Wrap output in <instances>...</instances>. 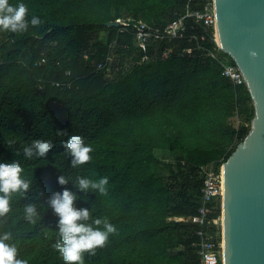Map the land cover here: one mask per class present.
Returning a JSON list of instances; mask_svg holds the SVG:
<instances>
[{
	"label": "trees",
	"instance_id": "1",
	"mask_svg": "<svg viewBox=\"0 0 264 264\" xmlns=\"http://www.w3.org/2000/svg\"><path fill=\"white\" fill-rule=\"evenodd\" d=\"M210 1L9 0L27 5V19L42 21L23 33L0 31V161L18 160L31 182L0 218L18 258L64 264L52 247L57 218L47 207L62 191V174L109 179L107 195L89 193L88 203L75 205L117 229L95 255L84 254V264H201L202 227L169 219L200 216L201 168L226 163L256 116L248 87L235 86L206 56L215 48L213 32L185 18ZM182 18V37L166 35ZM129 19L161 35L142 49L131 27L108 25ZM43 57L47 63L36 66ZM69 135L93 148L92 159L75 169L61 146ZM37 139L54 148L46 159H26L23 148ZM30 203L39 213L35 223L24 218ZM220 217L221 204L212 205L209 220Z\"/></svg>",
	"mask_w": 264,
	"mask_h": 264
},
{
	"label": "water",
	"instance_id": "2",
	"mask_svg": "<svg viewBox=\"0 0 264 264\" xmlns=\"http://www.w3.org/2000/svg\"><path fill=\"white\" fill-rule=\"evenodd\" d=\"M215 3L219 48L244 74L256 113L245 141L221 163L224 259L264 264V0ZM252 51L260 55L252 58Z\"/></svg>",
	"mask_w": 264,
	"mask_h": 264
},
{
	"label": "clouds",
	"instance_id": "3",
	"mask_svg": "<svg viewBox=\"0 0 264 264\" xmlns=\"http://www.w3.org/2000/svg\"><path fill=\"white\" fill-rule=\"evenodd\" d=\"M28 7L25 3L10 4L9 0H0V31L14 34L26 32L29 25L35 27L42 23L39 17L32 16L27 19ZM260 55L257 51L250 52L252 58ZM58 135H67L59 132ZM65 154L70 157V166L78 168L87 164L91 159L93 148L85 144L80 135H69L61 144ZM54 144L47 140H33L23 148L26 159H46ZM24 169L18 160L11 162L0 161V218L6 216L11 210L10 202L15 194L28 192L31 182L24 177ZM58 185L62 191L53 192L47 198V207L52 210L57 218L56 232L58 238L52 245L58 252L64 264H84V254L95 255L96 249L103 248L110 235L116 233V227L107 218H92L88 208H77L76 202L88 203L89 193L101 196L107 195L109 179L107 176L92 180L84 176L71 177L59 175ZM71 183L72 189L66 187ZM83 195H79V194ZM24 218L30 223H35L39 216L34 203L24 206ZM91 221V222H90ZM102 226V227H101ZM13 241L11 232H0V264H28L24 259L18 258V249Z\"/></svg>",
	"mask_w": 264,
	"mask_h": 264
},
{
	"label": "built area",
	"instance_id": "4",
	"mask_svg": "<svg viewBox=\"0 0 264 264\" xmlns=\"http://www.w3.org/2000/svg\"><path fill=\"white\" fill-rule=\"evenodd\" d=\"M190 2L192 0H189ZM193 19L196 23H202L207 31L213 32L212 42L215 45L213 51L207 52L206 56L218 61L223 68L222 75L229 79L235 86L246 85V80L241 69L236 65L235 61L219 48L217 40V16L216 3L211 0L205 7L203 12H187L185 17ZM185 18L171 24L165 31L166 35L172 38H180L185 30ZM121 26L131 27L134 31L135 41L139 48L147 47L154 37L160 36L159 30L152 28L146 23L136 22L131 24V20L120 22ZM192 50L188 51L191 54ZM169 53H164V57L168 58ZM109 62L112 58L108 59ZM47 63V58L38 59L36 66L42 67ZM104 65H99V70H103ZM204 175V185L202 189L203 207L200 209V216L197 218H172L169 222H194L199 224L202 229L197 233L200 242L197 245L198 255L201 264H225L224 259V234L223 228L219 225V220L210 221L209 215L211 206L214 204L223 205L222 196V174L221 164H210L201 168Z\"/></svg>",
	"mask_w": 264,
	"mask_h": 264
},
{
	"label": "rangeland",
	"instance_id": "5",
	"mask_svg": "<svg viewBox=\"0 0 264 264\" xmlns=\"http://www.w3.org/2000/svg\"><path fill=\"white\" fill-rule=\"evenodd\" d=\"M101 36L104 38L105 37V34L102 33ZM219 224L222 225V217H221V220H219Z\"/></svg>",
	"mask_w": 264,
	"mask_h": 264
},
{
	"label": "bare ground",
	"instance_id": "6",
	"mask_svg": "<svg viewBox=\"0 0 264 264\" xmlns=\"http://www.w3.org/2000/svg\"><path fill=\"white\" fill-rule=\"evenodd\" d=\"M220 225V224H219ZM224 229V219H223V213H222V225H220ZM224 236V235H223Z\"/></svg>",
	"mask_w": 264,
	"mask_h": 264
}]
</instances>
